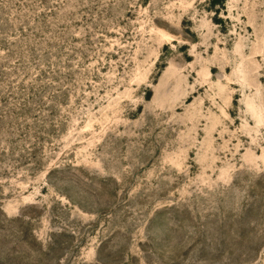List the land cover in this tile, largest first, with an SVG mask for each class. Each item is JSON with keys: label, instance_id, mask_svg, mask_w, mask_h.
<instances>
[{"label": "rangeland", "instance_id": "rangeland-1", "mask_svg": "<svg viewBox=\"0 0 264 264\" xmlns=\"http://www.w3.org/2000/svg\"><path fill=\"white\" fill-rule=\"evenodd\" d=\"M0 264H264V0H0Z\"/></svg>", "mask_w": 264, "mask_h": 264}]
</instances>
